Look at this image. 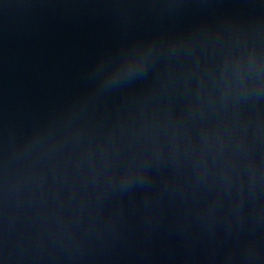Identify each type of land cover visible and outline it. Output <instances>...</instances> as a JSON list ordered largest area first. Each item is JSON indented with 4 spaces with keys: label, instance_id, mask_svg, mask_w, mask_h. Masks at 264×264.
<instances>
[{
    "label": "water",
    "instance_id": "water-1",
    "mask_svg": "<svg viewBox=\"0 0 264 264\" xmlns=\"http://www.w3.org/2000/svg\"><path fill=\"white\" fill-rule=\"evenodd\" d=\"M0 264H264V0H0Z\"/></svg>",
    "mask_w": 264,
    "mask_h": 264
}]
</instances>
